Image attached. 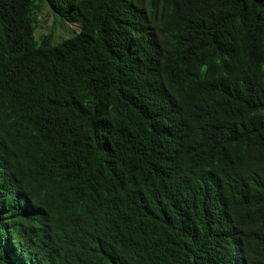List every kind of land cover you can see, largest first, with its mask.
Listing matches in <instances>:
<instances>
[{"label":"trees","instance_id":"trees-1","mask_svg":"<svg viewBox=\"0 0 264 264\" xmlns=\"http://www.w3.org/2000/svg\"><path fill=\"white\" fill-rule=\"evenodd\" d=\"M0 264H264V0H0Z\"/></svg>","mask_w":264,"mask_h":264},{"label":"rangeland","instance_id":"rangeland-1","mask_svg":"<svg viewBox=\"0 0 264 264\" xmlns=\"http://www.w3.org/2000/svg\"><path fill=\"white\" fill-rule=\"evenodd\" d=\"M81 22L79 20L65 23L60 21V18L55 14L50 5L46 7L37 16V26L34 32L36 38L42 33L52 31L55 41H59L64 37L72 35V29L79 31Z\"/></svg>","mask_w":264,"mask_h":264}]
</instances>
